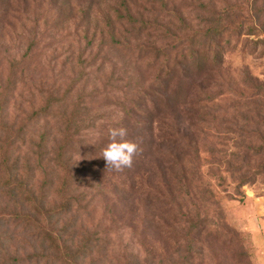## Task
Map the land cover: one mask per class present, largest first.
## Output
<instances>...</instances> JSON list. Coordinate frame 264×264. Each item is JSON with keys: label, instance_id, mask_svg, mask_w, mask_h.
<instances>
[{"label": "rangeland", "instance_id": "1", "mask_svg": "<svg viewBox=\"0 0 264 264\" xmlns=\"http://www.w3.org/2000/svg\"><path fill=\"white\" fill-rule=\"evenodd\" d=\"M262 37L264 0H0L1 256L61 254L16 163L44 207L66 184L41 224L70 223L76 264H264ZM121 127L139 153L115 171Z\"/></svg>", "mask_w": 264, "mask_h": 264}, {"label": "trees", "instance_id": "2", "mask_svg": "<svg viewBox=\"0 0 264 264\" xmlns=\"http://www.w3.org/2000/svg\"><path fill=\"white\" fill-rule=\"evenodd\" d=\"M261 40L264 42V37H262ZM148 49L153 52V50L150 48ZM219 52L220 51H217L214 54L215 58H219L221 56ZM42 135H44V133H42ZM12 169L14 170V176L16 179L9 189L11 197L18 196L22 203H26V205L30 207L32 212V214L29 212L21 213L19 217L27 222L28 225L38 227L37 236H40V238L47 243V246L44 247L45 249L52 247L55 251H57L56 255H58L59 252L61 254L59 256H53L54 258L51 255H44L40 253H36L35 255L28 254L23 257L14 255L11 258L2 257L0 254V264H30L31 261H33L35 264H39L44 257L46 264L54 262L55 259H59L64 264H76L74 259H79L81 251H83L84 247L86 246V242H83L80 244V246L79 244H76L78 245L77 250L72 253L71 248H73V245L76 242L74 240L73 232L66 236H63V233L60 232L65 230L70 223H65L63 225V230L57 229L54 222L49 227H47L45 224H41V219H47L49 223L51 222V218L53 216H63L70 210L72 204L71 197L66 196L63 192V189L67 187L66 184L61 185L58 189V193H60L61 197H64V201L58 205L50 204L47 207H44L47 202V192L40 191V189L32 182H26V179L21 178L19 172L17 171L16 163ZM251 179L252 176H240L236 182V185L240 186ZM1 244L2 242H0V247ZM189 251L192 253L193 250L190 248ZM247 253L249 252L246 248L243 250L242 254Z\"/></svg>", "mask_w": 264, "mask_h": 264}, {"label": "clouds", "instance_id": "3", "mask_svg": "<svg viewBox=\"0 0 264 264\" xmlns=\"http://www.w3.org/2000/svg\"><path fill=\"white\" fill-rule=\"evenodd\" d=\"M127 129H109L110 142L104 147L102 157L106 162L107 169L122 171L130 168L134 157L139 153V145L126 139Z\"/></svg>", "mask_w": 264, "mask_h": 264}]
</instances>
